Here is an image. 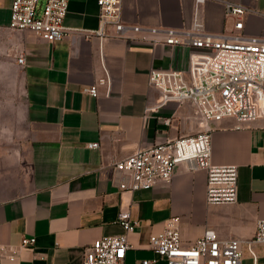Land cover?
<instances>
[{
	"label": "crops",
	"instance_id": "obj_1",
	"mask_svg": "<svg viewBox=\"0 0 264 264\" xmlns=\"http://www.w3.org/2000/svg\"><path fill=\"white\" fill-rule=\"evenodd\" d=\"M233 1L259 11L245 15L243 31L264 35V0ZM11 3L0 0V245L7 247L0 264H82L87 245L124 231L123 208L141 221L129 235L126 264L131 253L142 254L134 261L153 255L149 237L173 215L185 242L208 228L225 238L254 236L264 217V106L254 121H213L212 162L238 165L237 201L207 202L206 171L182 164L170 183L122 190L118 160L202 128L192 100L162 102L163 92L149 81L152 68H186L199 49L100 39L90 32L100 23L96 0H70L69 33L52 42L10 27ZM123 15L177 28L197 19L213 33L235 30L236 21L218 0H123ZM105 68L109 81L99 82ZM92 84L97 95L84 89ZM24 236L36 240L22 245ZM254 249L264 264V243ZM243 250V264H254L246 244Z\"/></svg>",
	"mask_w": 264,
	"mask_h": 264
},
{
	"label": "built area",
	"instance_id": "obj_2",
	"mask_svg": "<svg viewBox=\"0 0 264 264\" xmlns=\"http://www.w3.org/2000/svg\"><path fill=\"white\" fill-rule=\"evenodd\" d=\"M99 5V26L91 33L104 39L117 37L158 44L182 45L191 51L186 68H152L149 81L163 92L162 102L192 100L197 106L202 128L195 134L180 135L141 147L115 163L125 173L120 180L122 190L150 189L159 182L170 183L178 165L188 170L203 169L207 174L206 199L209 203H230L238 199L239 169L237 164L212 162L213 121L233 116L239 122L254 121L264 106V35L243 31L244 17L259 12L254 6L233 0L223 2L227 14L236 21L235 30L213 33L206 31L197 19L192 27L143 25L128 22L123 15V0H96ZM207 0H196L197 3ZM70 0H12L10 27L29 28L48 41L68 35L64 23ZM209 49L210 51H204ZM19 62H24L20 55ZM99 82H108L109 75ZM97 95L98 84L84 88ZM168 120V119H167ZM100 146L99 141L88 143ZM180 216L173 215L163 229L151 233L152 256L137 258L135 264H243V244L257 264L254 245L264 243V217L256 220L252 238L221 237L208 228L193 242H185L179 225ZM118 221L124 228L120 234L95 239L84 250L82 264H126L127 252L133 247L130 233L140 226L130 208L121 209ZM24 236L22 245L35 242ZM0 245V255L6 250Z\"/></svg>",
	"mask_w": 264,
	"mask_h": 264
},
{
	"label": "rangeland",
	"instance_id": "obj_3",
	"mask_svg": "<svg viewBox=\"0 0 264 264\" xmlns=\"http://www.w3.org/2000/svg\"><path fill=\"white\" fill-rule=\"evenodd\" d=\"M204 51H210L209 49H203ZM142 254L140 252H136V253H131L128 257V262L127 264H133L135 261V258L138 257V256H141ZM244 255V253H243ZM164 264V263H163ZM244 264H247L246 261Z\"/></svg>",
	"mask_w": 264,
	"mask_h": 264
}]
</instances>
